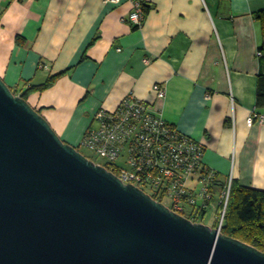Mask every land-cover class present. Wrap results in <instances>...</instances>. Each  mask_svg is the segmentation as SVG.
I'll list each match as a JSON object with an SVG mask.
<instances>
[{"label":"crops","instance_id":"1","mask_svg":"<svg viewBox=\"0 0 264 264\" xmlns=\"http://www.w3.org/2000/svg\"><path fill=\"white\" fill-rule=\"evenodd\" d=\"M140 1L146 16L137 28L127 0H0V77L20 94L56 76L26 100L73 146L102 108L113 111L130 94L152 102L205 145L203 162L220 183L231 177L264 191V123H247L264 117L254 18L264 0ZM160 83L158 100L151 89Z\"/></svg>","mask_w":264,"mask_h":264},{"label":"water","instance_id":"2","mask_svg":"<svg viewBox=\"0 0 264 264\" xmlns=\"http://www.w3.org/2000/svg\"><path fill=\"white\" fill-rule=\"evenodd\" d=\"M0 264H264L61 140L0 77Z\"/></svg>","mask_w":264,"mask_h":264},{"label":"built area","instance_id":"3","mask_svg":"<svg viewBox=\"0 0 264 264\" xmlns=\"http://www.w3.org/2000/svg\"><path fill=\"white\" fill-rule=\"evenodd\" d=\"M102 2L118 5L121 0ZM127 2L131 6L128 21L141 28L146 16L143 3L140 0ZM256 56L262 57L260 52ZM151 91L158 100L166 96L165 86L161 83L153 85ZM255 117L264 123V117L255 114L247 120L248 125ZM92 120L78 145L79 152L83 149L99 163L86 156L90 161L111 173L115 171L113 174L124 185L131 184L142 190L188 221L203 223L202 212L207 211L218 195L214 190L215 174L203 162L205 145L201 141L170 125L152 102L131 94L113 111L103 108L97 111ZM231 181L228 177L214 206V221H219V229L223 225ZM221 204L223 210L216 214Z\"/></svg>","mask_w":264,"mask_h":264},{"label":"trees","instance_id":"4","mask_svg":"<svg viewBox=\"0 0 264 264\" xmlns=\"http://www.w3.org/2000/svg\"><path fill=\"white\" fill-rule=\"evenodd\" d=\"M254 18L259 23L261 32V45L258 51L262 56L260 57L262 71L257 75L256 107L262 110L264 109V10L255 13ZM55 78L56 76L50 77L42 86L31 87L20 94L11 90L15 95L26 100L29 93L32 91H43L54 82ZM75 147L79 151L78 146ZM112 172L116 173L115 171ZM217 179V174H215L214 185L224 187L225 183H220ZM230 185L229 199L225 206L223 225L220 232L222 235L234 240L237 239L247 245L249 244L259 252L264 253V191L242 187L236 181H231ZM217 209L216 214H220L223 210V205H219ZM206 212L204 210L202 215L204 214L205 216ZM218 225L219 221L216 220L212 227L217 228Z\"/></svg>","mask_w":264,"mask_h":264},{"label":"rangeland","instance_id":"5","mask_svg":"<svg viewBox=\"0 0 264 264\" xmlns=\"http://www.w3.org/2000/svg\"><path fill=\"white\" fill-rule=\"evenodd\" d=\"M80 152H82L83 155L91 158L90 155H87L86 152L83 149H81ZM91 160H94L95 163H99V161L96 158H94V157L91 158ZM214 190L216 191V194L218 195V199H214L212 201V204L207 209L206 215L203 217V224L206 225V226H208V227H210V228L212 227V225L215 222L214 220H215V212H216V209H215L214 206L216 205V203L220 199V194L222 192V190L217 189V188H215Z\"/></svg>","mask_w":264,"mask_h":264}]
</instances>
